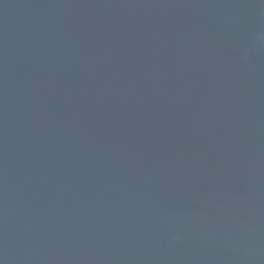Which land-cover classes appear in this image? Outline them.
<instances>
[{
  "label": "water",
  "instance_id": "obj_1",
  "mask_svg": "<svg viewBox=\"0 0 264 264\" xmlns=\"http://www.w3.org/2000/svg\"><path fill=\"white\" fill-rule=\"evenodd\" d=\"M0 264H264V0H0Z\"/></svg>",
  "mask_w": 264,
  "mask_h": 264
}]
</instances>
